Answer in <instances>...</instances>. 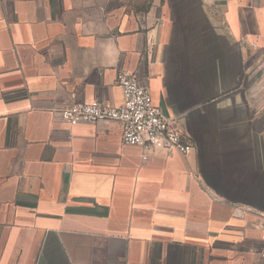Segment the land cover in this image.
Segmentation results:
<instances>
[{
  "label": "crops",
  "instance_id": "crops-1",
  "mask_svg": "<svg viewBox=\"0 0 264 264\" xmlns=\"http://www.w3.org/2000/svg\"><path fill=\"white\" fill-rule=\"evenodd\" d=\"M181 1L0 0V264H264V103L227 93L239 74L207 102L198 64L176 55ZM199 2L264 79V0ZM122 70L177 120L187 155L145 158L119 124L57 114L120 105Z\"/></svg>",
  "mask_w": 264,
  "mask_h": 264
},
{
  "label": "built area",
  "instance_id": "built-area-1",
  "mask_svg": "<svg viewBox=\"0 0 264 264\" xmlns=\"http://www.w3.org/2000/svg\"><path fill=\"white\" fill-rule=\"evenodd\" d=\"M117 81L123 95L120 105L100 100L90 103L72 100L63 104L57 114L72 127L82 123L115 122L121 128L122 143L140 147L145 158L158 150H165L170 156L176 153L187 155L191 148L187 136L177 120L155 103L151 90L138 73L122 70ZM262 254L264 257V231Z\"/></svg>",
  "mask_w": 264,
  "mask_h": 264
},
{
  "label": "rangeland",
  "instance_id": "rangeland-1",
  "mask_svg": "<svg viewBox=\"0 0 264 264\" xmlns=\"http://www.w3.org/2000/svg\"><path fill=\"white\" fill-rule=\"evenodd\" d=\"M148 2L150 0H144L145 8ZM179 7L190 8L192 15L182 17V20H179L178 30L180 36L176 55H190L198 64L202 88L205 85V90H207V102L216 103L214 98L217 94V84L224 82L226 88V85L231 84V79L239 74V82L235 84L233 90L230 86L227 93L230 94L235 90L240 91L238 102L241 104L247 103L249 99L252 102L264 103V97L259 95V93L263 92L264 87L263 65L260 66V69H257L255 78L249 79L246 74V65H242V63L238 65L232 52L225 47L223 40L225 38L222 33L218 32L214 25L205 21L204 16L200 13L201 5L199 0H188L185 4L181 1ZM254 81L256 85H253ZM250 86L259 87L256 96H248L246 94ZM210 114L212 116L209 119L213 121L214 125V113ZM206 130L214 133L215 127L213 126Z\"/></svg>",
  "mask_w": 264,
  "mask_h": 264
}]
</instances>
